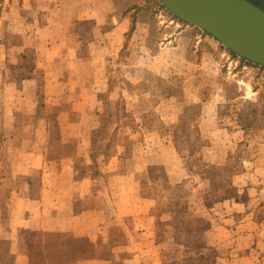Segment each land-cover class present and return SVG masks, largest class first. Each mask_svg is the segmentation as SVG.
I'll use <instances>...</instances> for the list:
<instances>
[{
    "label": "rangeland",
    "instance_id": "obj_1",
    "mask_svg": "<svg viewBox=\"0 0 264 264\" xmlns=\"http://www.w3.org/2000/svg\"><path fill=\"white\" fill-rule=\"evenodd\" d=\"M47 1L56 2L58 12L51 17L62 29L72 17L73 34L89 44L97 40L94 60L101 69L83 72L86 85L93 81L94 86L79 88L76 95L96 93V100L94 97V103L87 106L85 125L79 130L85 131L84 143L70 138L69 130L61 137L58 125L71 123L74 116L69 121L66 117L56 119L60 112H69V105L44 102L52 96L45 95L44 87L37 88L36 97L30 89L23 100L15 79L24 73L16 66H39L42 71L36 75L44 82L48 60L42 53L39 57L32 55L28 48L16 53L22 50L24 33L45 30L49 18L45 15L50 8H38L43 0H0V228L17 220L16 194L22 188L15 179L17 150L34 137L39 147H48V158L62 154L75 158L82 149L83 159L86 153L93 163L87 166L75 159L78 169L74 171V179L83 182L82 191L91 198L95 191L100 192V201L105 200L107 205L100 201L99 206L94 205L91 239L95 242L87 241L92 244L88 248L91 255L109 259L112 247L126 240L121 230L125 221L118 213L136 208L148 209L153 217L151 232L157 255L152 264H211L213 258L215 264H222L237 255L264 264V66L232 54L201 29L178 20L158 0H141L140 8L130 14L120 7L113 11L117 18L122 12L130 18L127 31L118 40L117 33L111 34L118 25H110L108 40V25H97L85 17L89 15L85 14L87 10L73 8L74 4L87 5L88 0ZM254 3L264 8V0ZM69 10L74 12L67 15ZM140 10L143 12L136 23L135 15ZM33 17L37 22L31 24ZM59 68L57 64V75L66 79V64L61 63ZM60 91L67 100L76 90L63 86ZM203 107L210 108L204 111ZM24 111L42 117L38 120L45 123L38 132L20 127ZM35 121L29 119V124ZM161 148L168 151L164 158L169 154L172 158H166L165 167L151 160L153 153L163 157L157 152ZM169 171L180 175L177 183H168ZM205 171L213 175L214 184L204 178ZM49 174V167H43L41 178ZM37 176L34 174V178ZM218 180L220 183L215 184ZM221 180H227L233 188H221ZM89 181H95L94 188L87 187ZM47 184L51 191L58 186L50 180ZM38 187L35 185V193ZM121 191L123 197L115 201ZM225 192L228 198L216 200ZM184 205L188 213L210 223L203 236L210 249L200 252L208 257L206 262L198 258L195 249L189 250L190 259L185 254L187 248L182 244L192 246L201 235L194 223L186 224L190 227L187 232L186 226L177 222ZM53 206L50 202L45 210ZM218 224L227 230L218 233ZM174 225L180 227L175 229ZM6 229L0 231V264H21L22 256L28 258V264H73L71 248L80 245L70 238L80 239L66 233L19 231L9 250L3 237ZM211 230L214 235L220 234L219 242L214 241ZM96 235H100L98 239Z\"/></svg>",
    "mask_w": 264,
    "mask_h": 264
},
{
    "label": "crops",
    "instance_id": "obj_2",
    "mask_svg": "<svg viewBox=\"0 0 264 264\" xmlns=\"http://www.w3.org/2000/svg\"><path fill=\"white\" fill-rule=\"evenodd\" d=\"M251 1V0H250ZM253 1V0H252ZM255 1V0H254ZM253 1V2H254ZM87 5H75L73 8L76 10H87L85 11V17L92 18L94 23L97 25L105 24L109 26V30L107 33V37L111 34H118L115 40H118L119 36L123 35L127 31L128 24L130 23V18L128 17L130 13L135 12L141 6V0H88L85 1ZM26 3V1H25ZM43 4V7L41 8ZM116 7V8H115ZM121 8L125 11H129L128 14L122 12L120 16L117 18L116 15L112 14L113 11L117 10V8ZM40 10H48L49 14H46L45 17L48 21V26L45 30L36 29L31 30L34 32L33 34L22 35L21 41V51H18L16 54H20V52H24L26 48H28V52L30 51L32 55L42 56V54L46 55L48 62L45 67L46 72H44V76L46 74L47 78L43 81H39L37 77V73L42 71L40 67H26L25 65L16 66L17 70H20L24 73L20 78L15 79V83H17V89L21 90V97L26 101L28 94L30 93V89H33L34 96L36 97L37 88L44 87V93L46 96L51 94V97H48L44 102L50 103L58 102L59 104H68L69 112L62 113L60 112L55 117L56 119H60L62 117H66L68 121L71 120V117L74 116L73 121L71 120L65 123H60L59 131L61 137L67 133L65 130H69V137L75 138L79 142L83 141L84 143V132H79L80 128L85 125V111L88 108L87 106L92 105L94 103V97L96 100V93L88 94L87 96H76L79 88H85L94 86L93 81H89L86 85L84 81L83 72H96L100 70V66L97 67L95 65V53L94 49L97 47L95 43L89 44L87 43L81 36L75 35L71 32V18L68 17L65 28L62 29V25H59L58 22L55 21L54 17L58 12L56 2L43 0V3L38 5ZM51 12V13H50ZM74 11L69 10L67 15L72 14ZM83 12V11H77ZM143 10H140L136 15V23L141 17ZM82 14V13H80ZM84 15V14H83ZM123 15V16H121ZM128 17V19H127ZM37 22V18L33 17L30 19V23ZM114 27L118 25V27L110 29V25ZM126 24V28L122 26ZM121 25V27H120ZM137 25V24H136ZM23 29V27H22ZM24 32V31H23ZM28 35V36H27ZM109 40V37H108ZM13 50H18V48H13ZM33 50V51H32ZM62 55H65L64 58H61ZM75 57V60H71ZM61 63H65L67 66V78L61 79L59 74L57 75L56 66L58 64L61 66ZM74 67H70L73 66ZM43 68V67H41ZM16 70V74L18 76V71ZM59 70H61L59 68ZM58 70V71H59ZM15 71V69H14ZM51 71V74L49 73ZM12 73L11 68H9V73ZM32 74V77H29ZM13 76V75H11ZM66 77L65 75H63ZM73 77V78H72ZM86 77V76H85ZM82 83H78V82ZM10 82L9 84H11ZM13 83V85H15ZM16 86V85H15ZM71 86L75 94L73 93L72 97L70 96L67 100H63L62 93L60 89L62 87ZM48 91V94H47ZM28 100V99H27ZM36 101H34L35 103ZM38 103V102H36ZM209 109L210 107H203V110ZM11 114V113H9ZM22 121L21 126L22 129H26L27 131L31 128L32 132H38L39 126L44 124V120L40 121L42 117H35L33 114L24 111L21 115ZM29 119L34 120L32 124H29ZM28 120V122H27ZM15 125L19 126L18 123ZM64 125V126H63ZM33 130V131H32ZM83 137V138H82ZM59 142L60 141L59 138ZM29 143L31 145H29ZM49 143H47L48 145ZM50 145V144H49ZM52 146V143H51ZM22 149L17 150V161H16V173L15 179L16 182L22 185V188L16 194L17 200V220L15 224H11L9 227L4 226L6 229L3 234L4 239L9 243V250L13 247L15 242L17 241V236L19 231L23 232H34V231H46V232H55V233H66L73 238L77 239H87L90 242H95L91 239V235L94 234V223H95V207L94 205L101 200L100 192L95 191L94 196L91 198L87 195V191H82L80 181H76L74 179V171L78 169V166L75 165V159L82 160V163L85 165H90L89 157L85 153V160L82 157V149L81 152H77L73 158H69V156L64 157V155H60L59 157L53 159L47 157V146H38L36 144L35 138H31L30 141H27L25 145L23 144ZM85 147V146H84ZM163 155H157L155 153L152 154L151 160L156 164H160L162 167L166 165V158L172 159L169 154V158H164V152H168L167 148H161L157 152ZM94 152V151H93ZM157 155V157H155ZM93 164V163H92ZM168 164V163H167ZM43 167H49V176L45 178H41V170ZM34 174H39L34 178ZM52 174V175H51ZM168 183H177L180 180V175L175 171L166 172ZM40 178V179H39ZM80 178V177H79ZM78 179V178H77ZM133 179L136 180L135 174H133ZM53 181V183H57V188H54L51 191V185L47 184V181ZM39 184V187L36 188V193L34 192L35 185ZM95 181H89L87 187L89 189L94 188ZM101 188V187H98ZM102 189L106 190V187ZM33 190V192H32ZM101 191V189H99ZM93 195V194H92ZM123 197V193L121 191L119 198H114L115 201H119ZM91 198V199H90ZM53 203V207L49 208V210H45L48 203ZM79 202V203H78ZM100 204H103L105 207V200ZM98 203V206L100 205ZM79 205V206H78ZM114 206H118L117 203H114ZM118 210V208H117ZM123 211L128 213L119 212V217L121 216L125 224L122 225V232L125 233L126 240L122 244L118 246L112 247L111 256L109 259H104L92 256L89 258H83L79 260H75L73 264H152V259L156 258L157 252L154 248V235L152 234V224L153 217L149 216L148 209L136 210L133 209H124ZM126 216H131L132 218H126ZM229 221V219H228ZM213 226V225H212ZM218 228L215 230L218 233H222L221 230L226 231L227 228H223L222 225L218 224ZM102 228V227H100ZM98 229V231L100 230ZM4 229L0 228L2 232ZM103 229V228H102ZM232 229V228H230ZM103 230H106L104 228ZM9 231V233H8ZM210 231V230H209ZM0 232V233H1ZM100 232V231H99ZM216 233L214 235L213 230H211L210 235L215 237L214 241H220L219 235ZM97 239L98 236L96 235ZM217 239V240H216ZM2 240V238H0ZM6 241V242H7ZM2 242V241H1ZM0 242V243H1ZM149 261H147V260ZM18 260V257L16 261ZM21 264H28V258L22 256ZM257 261H250L249 259L245 260L244 257H239L237 255L235 258H231L225 260L222 264H259ZM20 264V263H19Z\"/></svg>",
    "mask_w": 264,
    "mask_h": 264
},
{
    "label": "water",
    "instance_id": "obj_3",
    "mask_svg": "<svg viewBox=\"0 0 264 264\" xmlns=\"http://www.w3.org/2000/svg\"><path fill=\"white\" fill-rule=\"evenodd\" d=\"M158 1L178 20L201 29L239 58L264 66V8L250 0Z\"/></svg>",
    "mask_w": 264,
    "mask_h": 264
},
{
    "label": "trees",
    "instance_id": "obj_4",
    "mask_svg": "<svg viewBox=\"0 0 264 264\" xmlns=\"http://www.w3.org/2000/svg\"><path fill=\"white\" fill-rule=\"evenodd\" d=\"M194 108L198 109L199 105L194 106ZM212 176L213 175L211 173H208L205 171L204 178H206L210 181V185L214 184V180H213ZM215 176L218 177L219 175H215ZM221 179H224V178H221ZM221 181H223V184L219 185L221 188H225L226 185L230 186V182L228 183L227 180H221ZM217 182L220 183V181L218 180V181H216L215 184H217ZM230 188H233V187L230 186ZM225 198H228L226 192L223 193V195L220 198H217L216 200L225 199ZM181 209H183V216H181L180 219H177V222L179 224H181L183 227L186 226V228L188 229V230H186L187 232L190 231V227H188L187 225L190 226L192 223H194L195 226L199 228V233L201 235V237L199 238V241H193L192 246H190L188 244H186V245L182 244L185 246V248H187V251L185 252V254H186V256H189L188 259H190L191 255H189V250L195 249L197 251L198 258L206 262V261H208V257L203 253H206L207 250L209 251L210 248L204 242L203 236H204L205 231H207L209 229L210 223H209V221H207L205 219L195 217V216L191 215L190 213H188L186 205L181 206ZM186 220L188 223H186ZM169 225H171V223H169ZM174 227L176 229V227H180V226L174 225ZM175 233H177V230L175 231ZM70 239L73 242H76V243L79 242V244H80V245H78V243H77V245H75V247L71 248V251H72L71 257L73 258V259L71 258L72 263H74L75 258H77L76 260H79V259L89 258V257L93 256L90 254V251L88 249V248H92V244L88 243L87 239H80V240H75L72 238H70ZM86 242H87V244H86ZM47 243H46V246H47ZM157 243L159 245V240L157 241ZM44 244H45V242H44ZM201 251H203V253H200ZM211 264H215L214 258H213V260H211Z\"/></svg>",
    "mask_w": 264,
    "mask_h": 264
},
{
    "label": "flooded vegetation",
    "instance_id": "obj_5",
    "mask_svg": "<svg viewBox=\"0 0 264 264\" xmlns=\"http://www.w3.org/2000/svg\"><path fill=\"white\" fill-rule=\"evenodd\" d=\"M252 1V0H251ZM255 4H257V3H255Z\"/></svg>",
    "mask_w": 264,
    "mask_h": 264
},
{
    "label": "bare ground",
    "instance_id": "obj_6",
    "mask_svg": "<svg viewBox=\"0 0 264 264\" xmlns=\"http://www.w3.org/2000/svg\"><path fill=\"white\" fill-rule=\"evenodd\" d=\"M262 15V14H261Z\"/></svg>",
    "mask_w": 264,
    "mask_h": 264
}]
</instances>
